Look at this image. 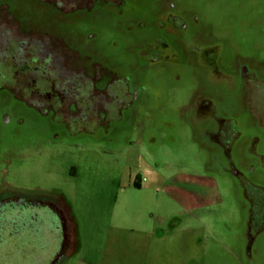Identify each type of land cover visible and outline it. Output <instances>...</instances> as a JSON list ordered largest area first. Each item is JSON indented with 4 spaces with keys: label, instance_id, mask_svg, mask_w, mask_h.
<instances>
[{
    "label": "rangeland",
    "instance_id": "rangeland-1",
    "mask_svg": "<svg viewBox=\"0 0 264 264\" xmlns=\"http://www.w3.org/2000/svg\"><path fill=\"white\" fill-rule=\"evenodd\" d=\"M1 2L125 98L64 119L1 64L0 264H264V0Z\"/></svg>",
    "mask_w": 264,
    "mask_h": 264
},
{
    "label": "flooded vegetation",
    "instance_id": "flooded-vegetation-1",
    "mask_svg": "<svg viewBox=\"0 0 264 264\" xmlns=\"http://www.w3.org/2000/svg\"><path fill=\"white\" fill-rule=\"evenodd\" d=\"M41 1L58 12L93 8L98 2H117V0ZM2 37H5L4 40ZM0 48V68L3 63L8 65V73L13 79L10 84L2 86L15 89L20 84L25 89L21 98L26 99L31 106L54 107L64 119L95 122L100 112H110L113 105H118L119 98L121 100L125 98L124 90L119 86L114 93L111 91L112 93L106 95L97 91L101 78L98 73L109 74L111 81L114 82L116 76L112 71L103 69L97 63H93L90 68L85 67L81 64L80 54L71 49L60 36L47 31L24 29L4 2L0 3ZM54 59L57 62L53 63ZM255 71L250 74L244 70L242 72L245 82L252 86L262 108L260 111L264 115V68ZM1 73L0 69V75ZM37 80L41 81L40 85H37ZM9 207L4 204L0 211H7ZM56 209L57 213L64 215L65 211L60 204L56 205ZM58 229L62 243L73 242L69 228Z\"/></svg>",
    "mask_w": 264,
    "mask_h": 264
},
{
    "label": "crops",
    "instance_id": "crops-1",
    "mask_svg": "<svg viewBox=\"0 0 264 264\" xmlns=\"http://www.w3.org/2000/svg\"><path fill=\"white\" fill-rule=\"evenodd\" d=\"M70 233H71V237H72V239H73V236H72V235L75 234L76 232H75V233H72V232L70 231ZM74 239H75V238H74Z\"/></svg>",
    "mask_w": 264,
    "mask_h": 264
}]
</instances>
